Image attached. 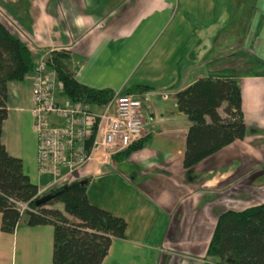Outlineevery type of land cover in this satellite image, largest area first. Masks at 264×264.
<instances>
[{
    "label": "crops",
    "instance_id": "crops-1",
    "mask_svg": "<svg viewBox=\"0 0 264 264\" xmlns=\"http://www.w3.org/2000/svg\"><path fill=\"white\" fill-rule=\"evenodd\" d=\"M0 22L36 59L68 52L78 83L142 101V147L108 161L97 152L70 178L87 182L92 206L126 222L101 264H213L218 215L264 204V71L234 61L264 33V0H0ZM201 78L239 81L246 135L186 170L191 123L175 95ZM31 90L30 74L8 84L0 139L42 189L52 176L37 171ZM27 221L5 233L0 214V264H52L53 227Z\"/></svg>",
    "mask_w": 264,
    "mask_h": 264
},
{
    "label": "trees",
    "instance_id": "trees-1",
    "mask_svg": "<svg viewBox=\"0 0 264 264\" xmlns=\"http://www.w3.org/2000/svg\"><path fill=\"white\" fill-rule=\"evenodd\" d=\"M36 60L28 47L0 22V138L8 112V84L22 81L34 69ZM48 60L52 61L63 95L69 101L100 109L114 99L115 93L110 90L88 88L76 81L77 67L68 52H51ZM138 88H142L139 93L149 90ZM175 101L178 112L191 123L183 154L186 170L246 135L240 83L235 78L198 79L178 91ZM222 107L225 117L219 113ZM141 147L139 141L112 158L127 157ZM86 192V181L72 182L37 197L38 187L25 175L22 162L6 152L0 139L1 231L13 233L21 218L9 200L28 203L33 211L27 214L30 226L53 227L52 264H101L111 242L124 237L126 222L92 206ZM56 203L62 205V210L53 207ZM66 215L77 222H71ZM206 255L213 264H264V204L220 213Z\"/></svg>",
    "mask_w": 264,
    "mask_h": 264
},
{
    "label": "built area",
    "instance_id": "built-area-1",
    "mask_svg": "<svg viewBox=\"0 0 264 264\" xmlns=\"http://www.w3.org/2000/svg\"><path fill=\"white\" fill-rule=\"evenodd\" d=\"M52 52V51H51ZM51 52L35 61L31 75V116L37 138L36 164L41 175H51L52 181L38 189L37 197L70 183L97 152L110 160L142 139V101L134 94H115L107 105L96 109L83 102H71L64 97L58 83ZM56 118L60 123H52ZM20 217L32 213L28 203L10 199Z\"/></svg>",
    "mask_w": 264,
    "mask_h": 264
},
{
    "label": "rangeland",
    "instance_id": "rangeland-1",
    "mask_svg": "<svg viewBox=\"0 0 264 264\" xmlns=\"http://www.w3.org/2000/svg\"><path fill=\"white\" fill-rule=\"evenodd\" d=\"M250 7V3L247 4V8ZM251 9V8H250ZM250 21V19H249ZM256 21V20H255ZM260 39H257L256 42H254V44H252V42L249 39V42L247 44H245V50L243 51H239V54L236 57V60H234L235 62L239 61V64L236 63L238 65L237 68L240 69L241 72H248V71H264V66L258 64L261 63L260 60L264 61V33L262 35H259ZM250 38H252V36L250 35ZM253 47V48H252ZM247 49V50H246ZM254 54V56L256 58H252L251 56ZM147 109V107H146ZM145 108H143V111L146 112ZM223 113V110H222ZM141 141V140H140ZM261 200H264V192H261ZM56 205V207H55ZM53 207L57 208V209H62V205L60 203H56ZM261 205V204H260ZM24 217V216H23ZM69 220L71 222H77L76 219L70 217Z\"/></svg>",
    "mask_w": 264,
    "mask_h": 264
},
{
    "label": "water",
    "instance_id": "water-1",
    "mask_svg": "<svg viewBox=\"0 0 264 264\" xmlns=\"http://www.w3.org/2000/svg\"><path fill=\"white\" fill-rule=\"evenodd\" d=\"M84 182H82V184H83ZM37 204H39V202H37Z\"/></svg>",
    "mask_w": 264,
    "mask_h": 264
}]
</instances>
